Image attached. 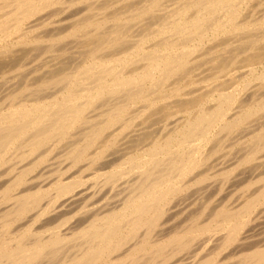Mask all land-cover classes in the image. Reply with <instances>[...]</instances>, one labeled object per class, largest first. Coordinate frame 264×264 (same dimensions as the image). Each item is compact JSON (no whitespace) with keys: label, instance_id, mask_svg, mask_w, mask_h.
I'll list each match as a JSON object with an SVG mask.
<instances>
[{"label":"bare ground","instance_id":"6f19581e","mask_svg":"<svg viewBox=\"0 0 264 264\" xmlns=\"http://www.w3.org/2000/svg\"><path fill=\"white\" fill-rule=\"evenodd\" d=\"M247 2L0 0V264H264Z\"/></svg>","mask_w":264,"mask_h":264},{"label":"rangeland","instance_id":"374dc122","mask_svg":"<svg viewBox=\"0 0 264 264\" xmlns=\"http://www.w3.org/2000/svg\"><path fill=\"white\" fill-rule=\"evenodd\" d=\"M254 2H255V0H249V2H247V3H248V4L252 3V5L254 6V7H253V10H254V11L252 10V12L256 14V12L259 10V8H256V4H257V3H263L264 0H260V1L257 0V2H255V3H254ZM250 5H251V4H250ZM263 5H264V4H263ZM256 9H258V10H256ZM262 9H264L263 6H262ZM255 10H256V11H255ZM255 16H256V15H255ZM222 36H223V35H222ZM222 36H221V37H222ZM223 38H224V37H223ZM35 64H36V63H35ZM35 66H36V65H35ZM260 69H261V68H260ZM260 69H259V70H260ZM259 70H258V71H259ZM261 70H262V69H261ZM231 191L233 192V187H230V186H229V187H226L225 190H224V192L220 193L219 196H218L217 198H215V201L217 202V201H220V200H222V199L226 200L229 196H231V194H232Z\"/></svg>","mask_w":264,"mask_h":264}]
</instances>
